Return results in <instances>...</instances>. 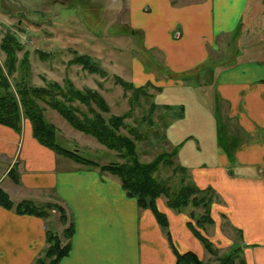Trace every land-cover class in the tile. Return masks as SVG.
<instances>
[{
	"label": "crops",
	"instance_id": "1",
	"mask_svg": "<svg viewBox=\"0 0 264 264\" xmlns=\"http://www.w3.org/2000/svg\"><path fill=\"white\" fill-rule=\"evenodd\" d=\"M12 1L21 2L0 0V8H11ZM54 2L66 5L71 0ZM249 3L128 0L126 21L120 22L128 29L118 33L130 42L123 57L127 79L121 72L113 73L135 86L157 87L154 103L166 118L168 142L178 147L175 160L187 169L190 182L211 193L214 224L222 221L238 232L236 247L247 264H264V26L256 30L263 37L249 47L227 41L240 22L242 28L247 26ZM259 10L264 11V6ZM49 13L63 16L57 8ZM257 14H249L252 23ZM35 51L47 54L43 60L50 56L46 48ZM218 55L224 56V62L212 59ZM122 63L117 61L119 67ZM95 82L91 87H97ZM49 116L58 133H65V140L84 133L74 130L62 115L67 122L57 113ZM73 139L79 149L94 144L117 155L92 138ZM118 160L85 165L43 145L28 118L22 120L20 130L0 123V188L15 203L13 208L0 204V264H36L49 246L48 229L62 236L67 227L56 209H48L47 217L18 212L15 206L23 200L68 211L74 233L69 253L58 264H176L175 249L193 251L200 258L211 254L192 229L197 226L194 206L173 209L166 196L158 197L157 205L168 217L165 228L150 208L140 206L138 198L128 193L117 175L101 169ZM199 208L202 215L206 213L204 203Z\"/></svg>",
	"mask_w": 264,
	"mask_h": 264
},
{
	"label": "rangeland",
	"instance_id": "2",
	"mask_svg": "<svg viewBox=\"0 0 264 264\" xmlns=\"http://www.w3.org/2000/svg\"><path fill=\"white\" fill-rule=\"evenodd\" d=\"M20 1H12L11 3L13 5H10L11 8H0V44L4 36L9 33L15 34L20 40L26 35L25 38L27 40H21L24 49L18 50V55L21 58L24 56L25 50H30V59L26 61V67L28 68L26 85L52 88L53 82H57L64 89L63 91H66L68 85L64 82L70 80L76 88L96 89L110 107V111L104 114L106 118H110L112 115H122L123 113L131 112V117L127 121L134 125L143 122V124H140L139 130H149L147 138L138 141L140 157L143 160L149 161L156 153L161 152L163 149L170 150V143L167 137L164 138L166 118L163 113H159L160 109L154 103L153 92L157 87L149 83L127 88L118 82L119 76L113 73V71L117 73L121 72V76L127 77V73H124V71L128 70L125 65L124 53L127 51L126 47L130 42L123 41V38L118 33L126 31V27L128 29L127 25L125 27V25L120 24V22L126 21L125 16L126 14L128 15V0H95L93 6L85 0H71L66 5L54 2L56 0H52L53 3H47L49 0H40L43 2H38L37 0ZM23 6H28L30 8L28 10L31 11L28 12ZM262 6H264V0H250L245 12H255V10H259ZM55 8L62 10L63 16L55 18L49 13V10L52 11ZM65 13H70V15H66ZM123 14L125 15L122 16ZM65 16L71 17L67 18ZM256 18L257 20L255 22H251L252 24H247L243 28L239 25L232 38H229L227 41L235 40L242 48L249 47L246 46L247 44L259 41L263 36L259 35L256 30L264 26V11H259ZM108 24L111 25L107 29ZM142 28L147 30V25H143ZM107 30L110 33H107ZM92 36L95 39L94 42L96 43L98 40V43H91L90 38ZM129 40L131 42L133 41L132 38ZM48 41H50V45H46ZM44 48L50 54L46 60L42 58L46 57L47 54L42 53L40 55L35 51L36 49ZM152 53H155V51H152ZM77 54L90 56L91 59L100 65L102 71L106 72V74L90 72L81 64L74 62ZM119 54L121 56H118ZM111 58L114 61L116 60V66L113 65L115 64L114 61L112 64L109 63L112 61ZM6 59V54L0 49V61L3 63ZM155 59L159 61L157 58ZM212 59L218 62H224L223 55L215 56ZM117 61L124 66L119 67ZM105 64H109L108 69L104 67ZM164 68L166 70L168 69L165 66ZM121 76L120 78H122ZM19 77L20 73L15 72L11 80L15 82ZM93 80L97 82V87H91ZM60 94L57 96L63 99V96ZM41 103L44 105L43 102ZM76 104L80 103L76 101ZM152 104H155V109H152ZM45 112L48 114V118L46 119L50 123L54 124L49 116L50 114L57 113L60 118H63L57 110L51 107L46 106ZM56 128L58 129L59 127L56 126ZM72 128L77 130L74 127ZM80 134L82 136L73 134L72 138L65 140V133L59 132L57 133V139L59 138L58 142L62 146L101 163H107L113 159L121 160L117 155H113V153H104L102 150L96 149L94 144L90 148L84 147L83 149H79V143L75 142L73 137L80 142H85V139L88 137L92 138L90 140H94L93 142L96 144H101L97 143L92 135ZM178 165L182 166L175 161L173 167H162L158 173V177L166 180L173 188H180L182 185L190 183L187 169L182 172ZM206 194L209 197L211 193L207 192ZM49 207L50 209H56L57 214L62 215L59 208L54 207V205ZM203 212L202 208L194 206V212L192 213L195 224ZM204 223H206V226H198L196 224L197 226L194 227L201 234L211 239L216 254H206L202 259L210 264H217L221 257L237 255L236 264H240V258L242 256L236 252L239 249L236 248L238 242H236L237 239L235 236L238 232L229 226L228 223L225 224L222 221H217L216 224L208 221ZM210 224H213V226ZM61 238L62 245H65L68 240L64 234H62Z\"/></svg>",
	"mask_w": 264,
	"mask_h": 264
},
{
	"label": "trees",
	"instance_id": "3",
	"mask_svg": "<svg viewBox=\"0 0 264 264\" xmlns=\"http://www.w3.org/2000/svg\"><path fill=\"white\" fill-rule=\"evenodd\" d=\"M259 11L255 10L257 13ZM246 22L248 24L252 22L249 15H247ZM242 23L243 21L240 22V27ZM0 47L7 57L3 63L0 62L1 124L20 130L23 118H28L32 123L35 137L43 145L65 156L72 157L85 165H99L91 158L82 156L58 142V129L55 124L47 121L44 113L46 106L51 107L57 110L74 128L96 137L100 143L116 152L121 160L101 165V169L117 175L128 193L138 198L140 206L150 208L154 212L158 222L165 228L168 227V217L157 205V199L162 195L166 196L167 205L173 209H182L189 205L199 207L204 203L206 213L198 218L196 224L203 226L205 221L214 223L209 210L212 195L207 197V192L205 193L203 189L193 182L186 183L180 188H173L166 180L158 177V173L162 167L171 168L175 165V157L178 153L177 146L170 144V150L163 149L161 152L156 153L149 161L143 160L140 157L138 141L146 139L149 130H139L140 124H143V122L136 125L128 122L127 119L131 117V112L123 113L122 115H112L110 118H106L104 114L110 111V107L104 97L96 89L76 88L70 80H64V83L68 85L66 91H63L64 89L57 82H53L52 88L28 86L25 84L27 82L28 71L26 61L30 59V50H25L24 56L22 58L19 57L18 50L24 49L23 43L12 33L4 36ZM41 54L42 52H40ZM74 62L81 64L90 72L106 74V72L102 71L100 65L91 59L90 56L77 54ZM15 72L20 73V77L13 82L11 77ZM118 82L127 88L136 87L133 83L120 78V76L118 77ZM59 93H61L60 95L63 96V99L57 96ZM76 101L80 104H76ZM152 106V109H155V104H152ZM164 138H166V133H164ZM178 167L182 172L186 170L183 166L178 165ZM0 204L8 208H13L15 205L8 193L2 188H0ZM15 207L20 213H32L43 217H47L50 213L48 210L50 209L49 206H47L48 208L45 206L39 207L31 200H23ZM57 207H59L62 213L60 216L62 223L68 224L67 229L65 228L66 231H64L68 242L62 245L61 236L54 233L53 230L48 229L47 240L49 246L45 254L38 258L36 264H58L70 251V239L74 233V225L66 208L63 206ZM192 229L205 248L210 253L216 254L211 239L201 234L195 227H192ZM175 251L177 254L176 264H210L193 251L184 253L176 249ZM236 252L239 254L240 251ZM236 256L221 257L217 264H236ZM240 260V264H247L243 257Z\"/></svg>",
	"mask_w": 264,
	"mask_h": 264
}]
</instances>
